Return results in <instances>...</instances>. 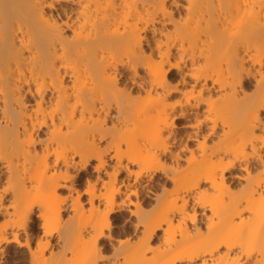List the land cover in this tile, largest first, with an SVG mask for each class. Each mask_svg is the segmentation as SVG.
Here are the masks:
<instances>
[{
    "label": "bare ground",
    "instance_id": "6f19581e",
    "mask_svg": "<svg viewBox=\"0 0 264 264\" xmlns=\"http://www.w3.org/2000/svg\"><path fill=\"white\" fill-rule=\"evenodd\" d=\"M0 215L29 264H264V0H0Z\"/></svg>",
    "mask_w": 264,
    "mask_h": 264
},
{
    "label": "rangeland",
    "instance_id": "374dc122",
    "mask_svg": "<svg viewBox=\"0 0 264 264\" xmlns=\"http://www.w3.org/2000/svg\"><path fill=\"white\" fill-rule=\"evenodd\" d=\"M62 6H64L65 8H71L73 7V5L69 4V3H61ZM60 4V5H61ZM181 7V6H179ZM147 33L150 34L151 31L150 30H147ZM172 76L174 75V73H171ZM178 96L175 95V97H172L173 99H176ZM114 113V110L112 109L111 110V114ZM181 119H177L176 120V126L173 128V132L174 134L176 135L177 138H179L182 133H184L185 129L186 130H191L190 128H184L181 126ZM106 140H102L100 142V149H103L104 146H106ZM188 145H193L195 143V140L193 139H188ZM147 146H141L139 149H137L135 152L136 154H140V153H143L145 150H147ZM186 152V151H185ZM106 162L104 164V168L107 169V170H110L111 168V164L115 161L113 158H110L109 156H107L106 158ZM96 160H93L91 159L90 161V165L88 166V169L91 171V173H87V174H84V176L81 178L80 181H82V183L84 184L85 182V177H90L93 176L94 172H92V165L95 163ZM258 160L257 158L255 157V170L256 168L258 167ZM257 166V167H256ZM254 170V169H252ZM104 172V170L102 171ZM253 172V171H252ZM104 178H107L104 173L103 175ZM133 176H131V180H132ZM148 178V177H147ZM151 179H148L145 180L146 183H148L149 185H151V187L153 186L152 190H155L161 194H165L171 187V184L170 182L167 180V178L165 177V174H163L162 171H159L157 172L156 174H154L153 176L150 177ZM238 182V181H237ZM236 181L234 182L236 186H238L239 184H236L237 183ZM82 184L79 183V189L84 186ZM232 185H234L232 183ZM233 186V187H236V186ZM81 186V187H80ZM60 193H63L65 194L66 191L65 189H59L58 190ZM140 195V194H139ZM148 195V193H147ZM152 194L149 193V195L146 197L147 200H151L153 202V200L150 198L152 197L151 196ZM130 198L132 200H135V195L134 194H130ZM81 202L82 204L84 205V207H86L88 204H87V200L85 199V196H81ZM132 208V206H131ZM161 211L162 209L161 208H154L150 213H149V216L151 217H156L158 215L161 214ZM70 212V207L68 206H65L63 207V209L61 210V216H66V214H69ZM0 218H1V215H0ZM34 222H35V225L38 224V219L35 217L34 218ZM133 223H134V216L132 214H130L125 208H122L120 209L116 214H115V218L113 219L112 221V229H113V238L116 242L117 238H125V237H130L132 235H135L134 234V228H133ZM38 233H41V231L39 229H34L31 233V241L32 244H34L35 242V239H36V236ZM161 233L160 230H157V234L159 235ZM130 235V236H129ZM127 237V238H128ZM133 237V236H132ZM156 240V239H155ZM47 245H46V250L47 252L54 247V245H56L57 243V236L56 234H53V235H48L47 236ZM101 244V248H103V251H102V256L103 258L101 260L98 261L97 264H109L110 261H111V254H112V246L109 244V242L107 240H102L100 242ZM3 252L0 253V264H29L28 262V251L27 249L24 247V246H21V247H18L14 244V242H9V243H4L3 245Z\"/></svg>",
    "mask_w": 264,
    "mask_h": 264
}]
</instances>
